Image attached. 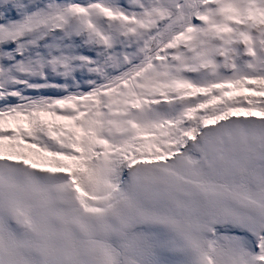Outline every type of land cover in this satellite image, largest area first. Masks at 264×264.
<instances>
[{"label":"snow or ice","instance_id":"1","mask_svg":"<svg viewBox=\"0 0 264 264\" xmlns=\"http://www.w3.org/2000/svg\"><path fill=\"white\" fill-rule=\"evenodd\" d=\"M0 264H264V0H0Z\"/></svg>","mask_w":264,"mask_h":264}]
</instances>
